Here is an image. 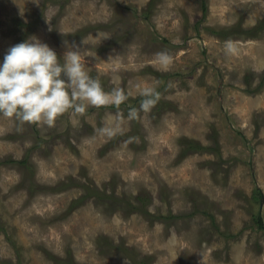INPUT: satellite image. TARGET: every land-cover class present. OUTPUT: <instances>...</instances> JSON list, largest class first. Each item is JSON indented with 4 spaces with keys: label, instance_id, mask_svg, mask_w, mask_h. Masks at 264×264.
<instances>
[{
    "label": "rangeland",
    "instance_id": "374dc122",
    "mask_svg": "<svg viewBox=\"0 0 264 264\" xmlns=\"http://www.w3.org/2000/svg\"><path fill=\"white\" fill-rule=\"evenodd\" d=\"M148 2L0 0V61L35 35L61 58L80 50L126 97L52 127L0 114V264H264V29L239 33L264 20V0H207L205 17L201 0H156L149 15ZM144 89L158 94L148 110ZM185 138L205 148L181 155ZM100 192L147 195L153 217Z\"/></svg>",
    "mask_w": 264,
    "mask_h": 264
},
{
    "label": "clouds",
    "instance_id": "9594fccd",
    "mask_svg": "<svg viewBox=\"0 0 264 264\" xmlns=\"http://www.w3.org/2000/svg\"><path fill=\"white\" fill-rule=\"evenodd\" d=\"M161 63L168 61L166 53H159ZM85 56L78 49L68 48L63 57L33 35L10 46L0 61V114L23 124L43 123L52 127L57 117L69 109L77 113L86 105H119L126 97L120 89L106 92L85 68ZM141 109L153 106L158 94L154 89L141 92ZM135 119L136 111H129ZM107 135L116 129H103Z\"/></svg>",
    "mask_w": 264,
    "mask_h": 264
},
{
    "label": "trees",
    "instance_id": "16d2710c",
    "mask_svg": "<svg viewBox=\"0 0 264 264\" xmlns=\"http://www.w3.org/2000/svg\"><path fill=\"white\" fill-rule=\"evenodd\" d=\"M155 3H156V0H149L148 4H147V7H146V11L145 12L146 14L149 15V12L153 9V7L155 6ZM201 5H202V10H203V14L205 17L206 15V11L208 9L207 7V0H201ZM198 22L196 23V28L198 27ZM240 25H235L233 27H230L228 29H224V30H221L219 31L220 34H228V32H231V31H234L236 32V30L238 31ZM89 28V27H88ZM87 27L83 28V29H80L78 32H76L74 35H80V33H84L86 30H88ZM242 30L239 31V33H245L249 36H252V37H257L259 35V33L264 29V20L258 22L256 25L252 26V27H249V28H242ZM217 33L216 30H213ZM264 86V72L262 73V76H261V81H260V84L258 86V89L259 88H262ZM168 105V102L166 101H163L161 102L159 105H158V108L159 109H162V108H166ZM118 106V105H117ZM183 143L186 145L184 146L182 149H181V155L188 152L190 149L193 150V149H202V148H205L204 146L202 147V145L200 143H198L197 141L193 140V139H184L182 140ZM20 163V164H25L27 166H30V162H29V159L27 156H25V158H23L22 160H19L17 161V163ZM31 173V172H30ZM33 174V173H31ZM66 186H68V183L67 182H62L60 183L56 188L58 189H63L65 188ZM38 187H42L38 184H35V185H30V188L31 189H36ZM91 190H87L86 193L82 194L80 196V198H77L75 200L72 201V204H71V208H74V207H77L79 204H81V202L84 201V199H86L89 195H91ZM259 194L261 195V192L259 191ZM98 196L100 197V199H105V200H112L113 199V203L110 204V207H112V210H121L125 213V215H128V214H131L133 212H142L144 213L145 215H147L148 217L151 216L153 217V214L149 211V209L147 208V205H148V202H149V197L147 195H144V194H139L137 195L136 197V202L134 201H130L128 200L127 198H125V196H113V195H107V194H104L102 192H100L98 194ZM114 198H117V199H114ZM193 210L196 211V207L194 205L193 207ZM205 212V211H204ZM208 214V216L212 219H214L213 215L209 214L208 212H205ZM179 215H174V214H169V215H163L161 216L163 219H175L176 217L178 218ZM256 221L258 223V226L259 227H263L264 228V222L262 220V217L261 216H258L256 218ZM213 224V222H212ZM133 256V255H132ZM131 256V257H132ZM134 257V256H133ZM133 257H132V260H133ZM135 261V259H134ZM69 264H74V263H69Z\"/></svg>",
    "mask_w": 264,
    "mask_h": 264
}]
</instances>
